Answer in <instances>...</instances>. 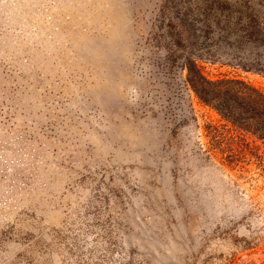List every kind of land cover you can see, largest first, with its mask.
I'll use <instances>...</instances> for the list:
<instances>
[{"label":"rangeland","instance_id":"obj_1","mask_svg":"<svg viewBox=\"0 0 264 264\" xmlns=\"http://www.w3.org/2000/svg\"><path fill=\"white\" fill-rule=\"evenodd\" d=\"M213 1L0 0V157L22 164L0 174V264H264L254 139L228 159L242 137L169 77L176 51L264 94V45L238 22L264 0ZM185 14L193 53L171 39Z\"/></svg>","mask_w":264,"mask_h":264},{"label":"trees","instance_id":"obj_2","mask_svg":"<svg viewBox=\"0 0 264 264\" xmlns=\"http://www.w3.org/2000/svg\"><path fill=\"white\" fill-rule=\"evenodd\" d=\"M212 8L220 11V13H227V16H231L232 5L227 0H215L211 3ZM185 14L184 17H175L176 20L171 22L173 33L171 39L174 42L176 50L181 52L193 53L196 47L195 26L189 22ZM245 18L244 24L241 25V30L245 33L243 37L247 41L254 43L256 46L264 45V15L254 13L253 11H247L244 16H239L238 22ZM209 26V25H208ZM210 28H207L205 33H210ZM171 60L170 65V78L174 80L179 70H184L186 76L184 82L192 90L195 96L205 105L213 109L220 118L226 122L233 132L242 137L240 140L242 143L237 146V149H229L230 156L228 159L239 158L242 159L247 151L250 143L243 139L245 136H249L254 139L255 152H249L259 162H264V94L254 86L240 79H208L200 71L194 58L190 55L184 56L177 55L176 51L169 55ZM259 63L257 62L256 65ZM243 70H252L254 68L251 64H239ZM169 124L171 129V137L174 138L176 134V127L178 122L172 117H169ZM217 137L225 141L228 144L227 139H224L222 133L214 129ZM8 132V130H6ZM4 132L6 141L12 142L14 145L16 141L20 140L21 143L26 138L30 140L29 133L19 132L17 130L12 132V135H8ZM262 148V152L259 154V150ZM244 153V154H243ZM18 152L13 153V157H17ZM236 160V159H235ZM23 163V162H21ZM20 164L18 160H8L6 156L0 157V174H17L20 171Z\"/></svg>","mask_w":264,"mask_h":264}]
</instances>
